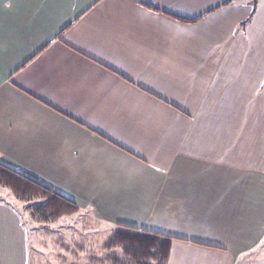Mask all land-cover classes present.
<instances>
[{
  "label": "crops",
  "instance_id": "0c3cea01",
  "mask_svg": "<svg viewBox=\"0 0 264 264\" xmlns=\"http://www.w3.org/2000/svg\"><path fill=\"white\" fill-rule=\"evenodd\" d=\"M251 10L0 0V163L79 207L34 220L89 215L42 237L48 264L76 263L74 242L87 264L117 225L171 237L167 264H264V0ZM28 245L0 198V264H31Z\"/></svg>",
  "mask_w": 264,
  "mask_h": 264
},
{
  "label": "trees",
  "instance_id": "16d2710c",
  "mask_svg": "<svg viewBox=\"0 0 264 264\" xmlns=\"http://www.w3.org/2000/svg\"><path fill=\"white\" fill-rule=\"evenodd\" d=\"M256 1L252 0L251 15ZM180 20L189 21L181 18ZM0 187L9 191L14 199L28 204L31 217L37 220L55 221L79 211V207L73 201L55 192L36 177L1 163ZM171 240L172 238L166 235L117 225L103 242L102 252L96 255L95 251H92L91 255H87L90 259L87 264H167ZM84 248L85 245H80V242L71 245L69 250L76 259V263L71 264H78L79 254L85 250Z\"/></svg>",
  "mask_w": 264,
  "mask_h": 264
},
{
  "label": "rangeland",
  "instance_id": "374dc122",
  "mask_svg": "<svg viewBox=\"0 0 264 264\" xmlns=\"http://www.w3.org/2000/svg\"><path fill=\"white\" fill-rule=\"evenodd\" d=\"M0 198H5V200L9 201L20 213L21 219L23 221V226L27 234V238L29 241V256H31V264H48L51 261L53 248L43 249L41 247V239L42 237L51 238L57 235H69L74 236L79 233V226L87 224L89 219L88 213L80 214L75 217H68L59 220L56 223H50L48 225L41 224V222L34 220L31 217V212L28 204H24L21 201H18L12 197V195L6 189L0 187ZM92 224V222H90ZM47 234V235H46ZM70 259V258H68ZM78 264L79 261H78Z\"/></svg>",
  "mask_w": 264,
  "mask_h": 264
}]
</instances>
